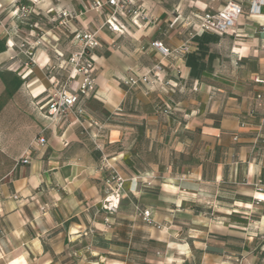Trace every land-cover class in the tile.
<instances>
[{"label": "crops", "instance_id": "obj_1", "mask_svg": "<svg viewBox=\"0 0 264 264\" xmlns=\"http://www.w3.org/2000/svg\"><path fill=\"white\" fill-rule=\"evenodd\" d=\"M92 1H36L46 19L31 18L37 35L27 28L40 42L30 61L3 27L14 0H0V264H264V11L198 33L203 11L227 0H141L151 20L123 18L117 32L105 24L108 5L81 11ZM62 9L101 43L95 91L53 118L48 90L67 80L61 57L72 39ZM177 14L187 22L175 25ZM153 39L187 49L163 58ZM158 63L154 82L123 83ZM163 102L180 113L159 111ZM103 155L126 179L114 215L101 206ZM146 208L164 229L142 219Z\"/></svg>", "mask_w": 264, "mask_h": 264}, {"label": "built area", "instance_id": "obj_2", "mask_svg": "<svg viewBox=\"0 0 264 264\" xmlns=\"http://www.w3.org/2000/svg\"><path fill=\"white\" fill-rule=\"evenodd\" d=\"M19 0H14L13 6L16 10L19 9L17 4ZM108 5L110 11L107 13L106 24L113 31L120 32L125 29L122 23L123 18H128L133 23H146L151 20V15L143 6L141 0H93L89 8L96 11H102L104 6ZM247 11L251 15H260L264 11V0H227L225 4L219 9H208L203 11L197 23H194L197 32H216L225 33L235 27L240 15ZM68 15L67 11H63L60 16ZM182 17L177 14L173 23ZM64 21V20H63ZM60 21V23H63ZM1 24V22H0ZM191 24L190 21L187 23ZM261 33L264 36V25L261 27ZM80 41L83 43V50L77 51L69 59L73 65V72H76L78 87L76 91L69 90V86L74 79L71 74L62 87L58 86L57 82H51V87L48 90L46 115L57 118L60 115L68 113L77 103L81 96L90 95L96 89V75L95 66L91 57H89L85 49L96 47L100 44L97 38V32L91 30H84L78 34ZM29 43V42H27ZM152 47L157 50L163 58L170 56L175 51H184L185 46H180L178 49H171L163 43L160 39H153L151 41ZM21 46H26L23 42ZM29 46V45H28ZM24 53L30 61H35V52L31 48L25 49ZM162 70L161 63L152 67L148 72L142 74H124L121 79L123 83L129 86H135L140 82L152 83L154 82L153 75H156ZM153 74V75H152ZM257 81L262 79L256 78ZM260 96V95H259ZM46 138L40 136L37 139V144L43 146L46 144ZM27 159H25L26 161ZM102 167L107 172L104 180V196L101 199V206L109 215H114L119 212L121 201L125 193L126 179L117 169L115 161L106 155L102 157ZM259 189L264 188V179L256 183ZM139 214L142 219L152 225L160 227L156 223L152 212L149 208L142 209Z\"/></svg>", "mask_w": 264, "mask_h": 264}, {"label": "rangeland", "instance_id": "obj_3", "mask_svg": "<svg viewBox=\"0 0 264 264\" xmlns=\"http://www.w3.org/2000/svg\"><path fill=\"white\" fill-rule=\"evenodd\" d=\"M36 1H39V0H19L17 3L19 5V9L16 10L15 7L13 6L11 9H9L7 11V13L3 17V27L6 28L7 30L10 28L9 27L10 25L14 27L13 31L15 33V36L20 38L18 46L21 49V52L23 53V55H25V56H27V55L24 53V50L27 49V47H28V49L31 48L35 52V47H37L40 43L37 39H33L32 42H30V40L25 37L26 33L29 32V29H27V28H35V31H33L34 35H37L40 31V29H38L39 26L36 27L34 24V21H32L31 18L32 17L35 18V16L37 17V16H41V15H43L44 18L46 17L45 14H41V12H40L41 10L38 7H35ZM86 9L90 10V8H87L85 6V7H83V9L81 11L85 12ZM89 10H87V11H89ZM63 11H67L68 15L60 16ZM59 17H60V19H59L58 23L65 26L66 34H68L70 36L72 35V39H68V42H67V40L65 41L66 42L64 45L65 51L63 53V56L61 57L62 58L61 64L63 65L64 70H65L64 71V77H66V79H67L71 74L76 73V72L72 71L73 65H71L69 58L74 53H76L77 51H81L84 48L83 43L80 41V38L78 37V34L84 30H87V29H83L80 26L76 27L77 22L75 24V19L77 17V13L75 11L68 10V9H62L59 12ZM60 21H63V23H60ZM47 22H48L47 28L49 29V27L55 23V20L54 19L52 20L50 18ZM185 22H187V20H184L183 17H181L179 20L176 21L175 25H177V24L181 25ZM28 23H33L31 25L32 27ZM105 24H106V22H105ZM106 26H108V25L106 24ZM94 31H96V30H94ZM96 32H97V38H98L99 42L101 43V37L99 36L98 31H96ZM23 42L26 44V46H21V44ZM27 42H29V43H27ZM99 45L96 47H93V48L85 49L87 55L89 57H91V55H93V53L95 52L97 47H99ZM72 49L74 51L71 54H69ZM163 104L164 105H162L161 107L158 108L159 111H161L163 113H169L170 115H172L170 113V110L173 109V107L171 105H167L165 102H163ZM168 106H169V108H168ZM173 111L176 113H180V110H177V109L176 110L173 109ZM176 120H177V124H178L179 119L176 118ZM112 122L116 125L120 124L119 119H113ZM192 139H193L192 140V150L198 149V147H199L198 146L199 136L195 135ZM165 154H167V153H161L162 159H163V157L165 158ZM195 154L197 155L198 152H196ZM191 163L194 164L195 161L192 160ZM116 167L120 171V168L118 167V165H116ZM225 206H227V205H225ZM160 228L164 229L165 227L163 225H161ZM173 264H178V263H173ZM182 264H192V263H186L185 262Z\"/></svg>", "mask_w": 264, "mask_h": 264}]
</instances>
